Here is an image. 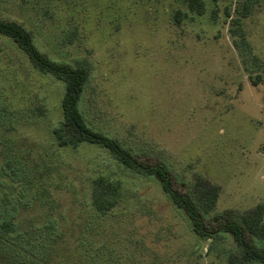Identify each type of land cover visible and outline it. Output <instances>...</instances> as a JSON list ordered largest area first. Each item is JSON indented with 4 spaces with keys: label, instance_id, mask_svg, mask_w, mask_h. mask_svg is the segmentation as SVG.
<instances>
[{
    "label": "rangeland",
    "instance_id": "374dc122",
    "mask_svg": "<svg viewBox=\"0 0 264 264\" xmlns=\"http://www.w3.org/2000/svg\"><path fill=\"white\" fill-rule=\"evenodd\" d=\"M204 1L206 9L199 16L181 0H0V17L38 24L34 41L49 58L85 63L88 78L78 105L90 127L132 154L164 165L177 191L189 193L195 176L218 185L208 220L224 210L235 217L264 205V0L242 19L250 47L243 54L232 44L230 28L235 25L230 18L244 0ZM176 9L186 12L179 26L171 17ZM1 50L10 49L0 41ZM11 55L13 64L0 56L5 64L0 84L7 96L36 94L51 125H59L64 82ZM11 73L19 83L16 89L12 85L13 94L7 84ZM256 74L260 80L253 85L248 75ZM87 152L82 142L71 157V166L81 173ZM133 181L138 197L152 201V209L128 220L120 200L100 219L90 214L94 227L88 228L85 241L91 264H126L132 252L141 264H231L228 256H239L227 232L200 239L183 225L180 211L159 197L160 188L151 189L147 179ZM58 199L65 209L74 208L69 191H60ZM132 199L129 210L137 207ZM110 226L112 233L100 250L121 257L104 262L93 246ZM134 240L144 245L141 252ZM253 240L264 248V240Z\"/></svg>",
    "mask_w": 264,
    "mask_h": 264
},
{
    "label": "trees",
    "instance_id": "16d2710c",
    "mask_svg": "<svg viewBox=\"0 0 264 264\" xmlns=\"http://www.w3.org/2000/svg\"><path fill=\"white\" fill-rule=\"evenodd\" d=\"M181 1L199 16L205 12L204 0ZM213 1L216 4L217 0ZM259 2L244 0L236 8L237 15L230 18L235 25L230 28L235 37L232 44L241 54L250 52L242 19ZM18 6L33 11L23 3ZM185 15L186 12L174 10L171 16L174 24L179 26ZM226 15L229 17L228 10ZM35 25L31 21L28 26L24 20L0 17V41L22 56L31 69L50 73L64 82L60 100L62 119L53 127L42 98L19 93L9 97L0 84V264H91L92 255L87 254L85 241L88 228L94 227L90 214L95 220L100 219L116 208L120 200L128 220L138 211L143 216L147 209H152V201L138 197L133 181L136 178L149 180L154 185L151 189L160 188L159 197L180 211L183 225L186 223L200 239L227 232L240 253L228 256L231 264H264V248L253 240H264V205L257 204L235 217L232 210H224L206 220L215 207L219 186L195 176L189 193L177 191L164 165L132 154L118 140L90 127L86 123L87 115L78 105L88 78L87 66L79 61L70 64L46 56L35 44L38 24ZM10 50L0 51V56L7 57L6 64L14 62ZM3 65L0 62V70ZM12 76L11 73L7 81L11 94L12 85H19L16 73L14 80ZM248 77L253 85L260 80L259 74ZM82 142H86L89 159L81 173L71 166V157L77 156ZM64 190L72 194L74 208L65 209L58 199ZM130 199L137 203L132 210L128 208ZM67 212H70L68 219ZM209 224L215 225L213 230ZM111 228L103 229L93 246L99 247L97 253L104 262L106 258L121 257L100 250L102 241L112 233ZM135 241V250L141 252L144 245ZM132 253L126 257L130 261L126 264H141L140 258L137 262L138 257Z\"/></svg>",
    "mask_w": 264,
    "mask_h": 264
}]
</instances>
